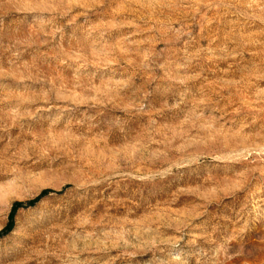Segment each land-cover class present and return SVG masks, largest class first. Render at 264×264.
Segmentation results:
<instances>
[{"label":"rangeland","instance_id":"obj_1","mask_svg":"<svg viewBox=\"0 0 264 264\" xmlns=\"http://www.w3.org/2000/svg\"><path fill=\"white\" fill-rule=\"evenodd\" d=\"M15 203L0 264H264V0H0Z\"/></svg>","mask_w":264,"mask_h":264},{"label":"trees","instance_id":"obj_2","mask_svg":"<svg viewBox=\"0 0 264 264\" xmlns=\"http://www.w3.org/2000/svg\"><path fill=\"white\" fill-rule=\"evenodd\" d=\"M48 193H50L48 190H44L42 191L38 197H36L34 200L26 203V206L27 207H31L33 206L36 202L39 201V199H41L42 197H44L45 195H47ZM19 207H22V204L21 203H15L13 204L12 208H11V211H10V214L8 216V224L6 225V227L4 228V230H2V232H0V237L3 236V235H6L12 228V219H13V216L16 212V210L19 208Z\"/></svg>","mask_w":264,"mask_h":264}]
</instances>
